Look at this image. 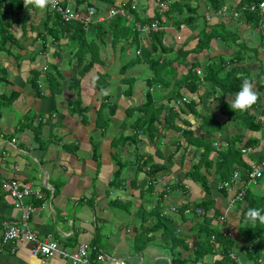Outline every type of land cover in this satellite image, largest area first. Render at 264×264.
I'll use <instances>...</instances> for the list:
<instances>
[{"label": "crops", "instance_id": "1", "mask_svg": "<svg viewBox=\"0 0 264 264\" xmlns=\"http://www.w3.org/2000/svg\"><path fill=\"white\" fill-rule=\"evenodd\" d=\"M62 1L79 11L85 10L88 3L95 6L99 14L112 6L121 3L128 6L135 2L134 21L145 23L150 22L156 12L155 0H113L112 4L110 0H86L82 5L75 4V0ZM178 1L181 11L174 8L168 13L165 25L155 36L137 34L138 48H151L154 44L158 51L153 56L159 55L163 60L159 70L164 82L155 81L151 87L146 83V78L150 79L153 73L149 61L137 62L121 74L122 65L133 58L132 47L128 45L121 51L118 44L113 50L109 40L106 49L100 50L101 61H96L80 78L79 85L72 87L71 78L79 69L73 55L75 45L69 44L67 38L57 43L45 35L42 23L50 16L48 8L24 6L14 11L11 6L16 2H0V24H6L3 17H10L13 36V41L0 51V103L3 104L0 111V178L27 182L33 190L43 193L42 199H23L33 206L28 227L38 240L51 236L68 252L75 251L80 243H88L91 256L104 253L105 263L119 258L124 264H223L224 253L231 252L243 264H264L261 251V262L253 258L254 242H246L239 228L243 224V201L229 203L237 189L245 185L240 171L243 162L264 159V126L253 131L232 123L222 113L221 104H231L235 94H223L219 88L209 91L212 85L204 79L208 63L222 64L220 68L229 70L236 59L241 60L258 93V100L250 109L257 119L262 115L264 122V95L257 91L258 75L264 62V17L258 27L247 22L242 12L235 18L231 12L240 0H226L228 8L217 11L208 0ZM186 6L196 9V20L178 24L175 20L186 14ZM134 21L126 23L133 26ZM204 27L206 30L221 27L228 33L213 37L207 49L199 53L192 51L198 32ZM87 30L95 32V25ZM179 49L185 50L183 59ZM238 50L242 53L236 56ZM178 57L180 63L175 60ZM52 60L62 74L60 87L48 84V76L52 78V74H56L51 68ZM190 62H196L193 69L198 79L193 92L187 88L191 78L179 83L188 72ZM99 73L109 75L105 85L97 87ZM124 76L128 77L125 81L122 80ZM260 79L264 81V77ZM148 90L152 94V107H144L143 114L138 109L148 100ZM13 91L17 96L6 102ZM191 100L194 103L192 113L185 106ZM180 109L183 111L179 112ZM170 111L177 113H172L173 121L166 124L163 118ZM155 115H158L154 123L158 127L156 133H153L154 127L150 132L137 130L136 143L122 144L121 138L132 135L134 127L140 125L136 124L138 116H142L143 121ZM184 128H190L195 136L214 140L207 156L210 168H200L207 188L189 175L201 155L196 146L187 145L181 135ZM207 129L214 133L207 135L204 132ZM218 129L220 131L216 132ZM228 137L229 142L237 141V146L251 137L258 141L249 147L250 152L241 151L242 161H232L231 169L238 172L239 178L223 188L216 171V159L220 152L227 151ZM142 160L161 165L154 179H149L147 174L149 166L139 168ZM117 162L123 163L121 176L116 185L111 186ZM247 187L255 193H264V178ZM201 201L208 202L206 216L213 215L219 238L233 240L231 248H225L211 236L215 243L213 251L194 259L200 234L199 228L194 226L200 217L196 214L183 213L182 219L175 213L171 216L177 228H157L153 232L148 228V233L142 234L144 227L154 221L151 210L157 203L160 211L172 205L181 210L185 205ZM22 215V208L15 205L0 181V264H72L58 253L45 257L31 254L34 243L27 240L17 241L13 251L10 244H3L5 225L13 221L20 223ZM220 215L225 216L223 223L217 220ZM221 227L228 235L220 232ZM230 260L228 264H237Z\"/></svg>", "mask_w": 264, "mask_h": 264}, {"label": "trees", "instance_id": "2", "mask_svg": "<svg viewBox=\"0 0 264 264\" xmlns=\"http://www.w3.org/2000/svg\"><path fill=\"white\" fill-rule=\"evenodd\" d=\"M3 0H0L2 2ZM11 1H14V6H11L12 9L14 8V11L23 9L24 5L22 2L19 0H8L9 3L12 4ZM86 0H75V4L77 5H82ZM210 6L213 8V10L217 11L219 10L226 2V0H208ZM262 0H240L236 6V10L239 12H242L243 15L245 16V20L249 23H251L254 27H258L259 20L262 16L261 12L259 9H255L253 11H250L246 6L250 4H258ZM113 0H110L109 3H113ZM65 4V2H63ZM88 4V3H87ZM120 5V4H119ZM181 2L178 0H173V2L170 5L169 10L165 15L168 13H171L174 8H176L177 11H181L180 6ZM187 5V4H185ZM130 9V8H129ZM49 10V9H48ZM186 11V14L184 16H181L179 18H176L175 21L179 23L185 22L191 19V23H194L196 20V9L192 6H186L184 9ZM183 10V12H184ZM136 9H131V13H133V16L135 15L134 12ZM49 15L47 16V20L45 19L44 22L42 23V26L45 30V35L50 37L51 41H58L62 38H67L69 44L75 45V51L73 53L74 57H76V67L79 68L77 72L72 76L71 78V86H77L79 85L80 78L83 77L93 66V64L96 61H101L100 60V50L101 48L106 49L105 47L109 42H111L112 49L116 47V45L120 44V50H124L125 48L130 45L131 47L135 46V56L124 63L121 67L120 73L125 74L129 66L140 62L142 60L149 61V66L150 69L153 71L152 77L150 79L146 78V83L149 87H151L152 83L155 81H163V73L159 70V67L163 64L162 58H159L158 56H153V53L156 54L158 51V48L154 46V44L151 45V48H138V37L137 34L138 32L133 29V26H129L126 23V19H124L121 16H115L110 20H107L106 22H101L100 23H94L95 25V32L90 33L88 35V30H85L83 25L79 23L78 21H70V22H63L60 16L57 13L52 12L49 10ZM264 15V13H263ZM6 20V24H0V51L5 48V45L10 41H13V36L12 33L10 32V28L12 27L10 17H3ZM167 18V16H166ZM157 19L160 22V15L155 12L153 17H151V20ZM150 20V21H151ZM186 23V22H185ZM162 26L165 25V22L160 23ZM93 25L90 24L89 27ZM218 28H210L209 30H206V27L200 30L197 35V42L195 46L192 48V51L200 52L201 50L207 49L209 46V42L213 37H223L227 35V31L221 27ZM159 31V30H158ZM158 31L151 32L153 36H155ZM110 34V38L108 37ZM150 34V33H149ZM44 44V43H43ZM138 48V49H137ZM160 48L162 46L160 45ZM137 50L139 53H137ZM179 54H183L182 57L184 58L186 56L185 50L179 49L177 50ZM242 53V50H238V53L236 56H239ZM180 58L178 57L175 60H178L179 63ZM237 62L232 66L229 70H226L224 67L220 68V65L222 64H213V63H208L205 66V74H204V79L207 80L211 85L212 88L209 87V91L213 89L215 91L216 88H219L223 94H235L237 91L240 89V85L242 83V77H248L253 81V78L250 76L248 73V69L241 63V60L236 59ZM196 62H190V66L188 68V72H186V75L179 81L181 83L182 81H185L187 78H191V81L188 82L187 88L190 92L195 91L197 88V73L194 71V64ZM224 65V64H223ZM218 68V69H217ZM52 70L55 71L56 74H52L51 76H48V84L52 86L56 85L57 87H60V79L62 78L61 71L58 70V64L55 63L52 65ZM109 74L105 73H99L96 79V84L97 87L103 86L106 83V76ZM261 77H264V62L261 65V71L259 72L258 75V88L257 91L261 92L264 95V81L260 79ZM128 77L124 76L122 78L123 81H125ZM34 79V78H33ZM192 82V83H191ZM166 84V82H165ZM17 96V92L13 91L10 96L6 99L10 102L12 101L15 97ZM146 99L145 102L143 103V108L140 107L138 109L139 111H145L144 107L151 106L152 107V94L150 91H146ZM3 104L0 103V111L2 108ZM186 108H188L189 112H193L194 108V103L192 100L190 103L185 104ZM152 110V109H151ZM264 110V106H263ZM183 110L180 109L179 112H182ZM221 111L225 115L228 116L229 120L234 123L235 125L238 126H244L245 128L253 131H258L261 130V128L264 126L263 120L257 119L256 113L251 110L250 108L247 111L240 112V111H233L230 108V103L223 102L221 104ZM148 112V110H147ZM153 112V111H152ZM176 112V111H175ZM175 112H168L166 115H164V122L167 124H170L173 121V117L171 116L172 113L174 114ZM177 113V112H176ZM145 114V112L143 113ZM142 116H138L136 120V124H140L138 127H134V131L136 132L139 130L141 133H143L145 130L150 132L151 127H154L153 133H156L158 131V127L155 126V122L158 120V115H155L147 120L141 121ZM135 120V121H136ZM204 122H209V121H202L201 123ZM217 124V122H211ZM143 125V126H142ZM219 126V123H218ZM200 128V127H199ZM220 131L218 129L216 132ZM133 133L132 135H127L121 138L122 144H133L136 143V137H137V132ZM207 135H211L214 133V130H205L204 131ZM36 134V133H35ZM152 134V133H151ZM182 137L185 139L187 145L189 146H196L198 153L201 155L199 161L193 166V168L190 170L189 175L196 180L201 181V185L204 188H207V185L204 182V175L201 174L200 168L204 167L206 170L210 168V161L207 159V156L209 152L211 151V146L210 144L213 143V139L211 137H206V136H195L193 131L190 128H184L181 131ZM138 138V137H137ZM230 137L227 138V142L231 145L227 148V151L225 152H220L219 153V159L217 158V169L216 171L220 175L221 181L227 180L228 176L231 172H233L234 169H231L232 161H235V159L238 160V162L242 161L240 158L241 150L242 148L245 147H250L253 146L254 144L257 143L258 139L251 137L248 138L244 144H240L237 146L238 142H229ZM237 146V147H236ZM243 170L240 169L241 171V178L244 176L246 180V168H247V163L243 162ZM122 162H117V168L113 173V177L111 179V186L116 185V180L120 178L121 176V171H122ZM142 166H149L148 168V175L149 179H154L155 176L157 175V172L160 170L161 165H155L153 163H150L149 161L142 160V162L139 163V168ZM201 178V179H200ZM264 177L258 179L261 180ZM152 182V181H151ZM148 189H151V186L148 187ZM57 188H55L56 192ZM244 198H243V206L241 207L242 212H241V222H243L241 228V232L244 233L246 242L252 243L254 242L253 251L251 250V255L253 256L254 259L258 258L260 256V251L264 247V224H261L259 220H256L255 222L249 220L247 218V212L249 209H260L262 213H264V193H255L251 188L245 187L244 188ZM115 201V200H114ZM194 206H200L203 209H207L208 202L207 201H201L197 204H193ZM189 205H185L182 207V209L179 211V215L183 219V212L182 210L186 208ZM159 203L156 204V206L151 210V215L154 217V221L149 225L144 227L145 229L143 230L142 234L148 233V228H152L150 231L153 232L157 230V228H177L175 225V219L172 216H162L161 215V210L159 211ZM143 213V211H141ZM213 215L212 216H200L199 220L194 223L195 228H199V240H197V244L194 248V259H198L202 257L203 255L212 252L215 243L214 241H211V236L214 237V240L216 242H221L225 248H231L233 245V240H229L226 238H219L220 234L218 233V230L216 228L217 225L213 223ZM149 231V232H150ZM170 241V240H169ZM170 243V242H169ZM172 244V243H170ZM247 244V243H246ZM252 245V244H251ZM177 246V243L172 245L170 249L172 250L174 247ZM227 251V250H225ZM226 260H224L223 264H228L231 263L230 257L228 253H224V256ZM179 260H185V259H180ZM172 261L175 262V259L172 258ZM228 262V263H227Z\"/></svg>", "mask_w": 264, "mask_h": 264}, {"label": "built area", "instance_id": "3", "mask_svg": "<svg viewBox=\"0 0 264 264\" xmlns=\"http://www.w3.org/2000/svg\"><path fill=\"white\" fill-rule=\"evenodd\" d=\"M19 1L22 2L24 6H34L32 4H24V0H19ZM172 2L173 0H155L156 11L160 15V22L157 19H153L148 23L134 21V16L133 13H131V9H136L137 4L135 2L129 4L128 6H126V3H121L120 5L112 6L105 13L102 14H99L97 8L93 5L87 4V6H85V10L79 11L76 8H74L73 5L66 3L64 4L62 0H55V3L50 4L49 6H47V8L52 12L57 13L63 22L78 21L83 25L85 30H87L90 24L105 22L107 20L112 19L115 16H121L124 19H126L128 22L134 21L133 29H135L137 32L141 34H149L151 32H155L163 28V26L160 23L166 22L165 13H167V11L169 10ZM246 7L250 11L259 9L262 14L259 22L262 21L264 17L263 15L264 0L260 1L258 4H250ZM225 8H228L227 4H224L220 10H225ZM231 13L235 18H237L239 11L234 9ZM137 53H139L138 50ZM42 69L46 70V66H43ZM263 106H264V102H263ZM262 118H263L262 115L258 117V119L260 120H262ZM241 151L250 152V148L245 147L242 148ZM246 163H247V168H246L245 185L242 188L237 189V191L229 200L230 204L243 201L245 195L244 188L247 186V184H254L257 182L258 179L264 177V159L261 160L247 159ZM146 169L148 170L149 168L146 167ZM237 178H239V174L237 171H234L231 179L229 181L228 180L222 181L220 186L223 188H228L231 181L233 182ZM0 181L2 182L3 188L14 199L15 205L20 206L23 210V215L20 223L14 221L10 222L9 224H6L3 229L2 243L10 244L12 251L14 250L15 243L17 241L27 240L34 243V247L30 250L31 254L33 255H39L45 257L48 255H52L54 253H58L62 257L69 260L72 264H124V262L119 258L111 259L110 263H105L106 257L104 253H98L96 257H92L91 248L88 243H80L78 244L75 251L68 252L65 248L60 246L57 240L52 239L51 236H47L42 240H38L35 237L34 233L28 227V219L30 213L33 210V206L30 203H25L23 199L30 197L36 199H42L44 197L43 193L38 190H33L30 184L27 182H21L16 179L3 180L1 178ZM179 211L180 210L177 206L172 205L162 209L161 215L168 217L175 213H179ZM182 212L184 214H196L199 216L206 215L205 209H203L200 206H194V205L187 206L182 210ZM217 220L220 223H223V221L225 220V216L220 215L217 217ZM220 232L223 233L224 235H228V233L223 229V227L220 228ZM261 253L264 255V247L262 248ZM229 257L232 260L236 261L237 264H243L238 260L236 255L231 252L229 253ZM260 258L261 256L257 258L258 262H261Z\"/></svg>", "mask_w": 264, "mask_h": 264}, {"label": "clouds", "instance_id": "4", "mask_svg": "<svg viewBox=\"0 0 264 264\" xmlns=\"http://www.w3.org/2000/svg\"><path fill=\"white\" fill-rule=\"evenodd\" d=\"M54 3L55 0H24V4H32L39 9H44ZM257 100L258 93L254 90L253 81L248 77H242L240 89L235 93L230 108L233 111L244 112L251 108ZM246 215L249 220L253 222L259 220L261 224H264V213L260 209H249Z\"/></svg>", "mask_w": 264, "mask_h": 264}, {"label": "rangeland", "instance_id": "5", "mask_svg": "<svg viewBox=\"0 0 264 264\" xmlns=\"http://www.w3.org/2000/svg\"><path fill=\"white\" fill-rule=\"evenodd\" d=\"M87 34L90 35V31ZM249 47H251V45H249ZM134 53H135V46L132 47V57L135 56ZM48 59H49V56H48ZM53 64H55V62H53V60H52L51 68H52ZM106 81H107V79H106Z\"/></svg>", "mask_w": 264, "mask_h": 264}]
</instances>
